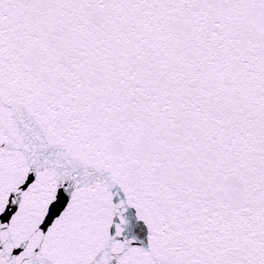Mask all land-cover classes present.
Returning a JSON list of instances; mask_svg holds the SVG:
<instances>
[{
	"label": "snow or ice",
	"instance_id": "1",
	"mask_svg": "<svg viewBox=\"0 0 264 264\" xmlns=\"http://www.w3.org/2000/svg\"><path fill=\"white\" fill-rule=\"evenodd\" d=\"M0 264H264V0H0Z\"/></svg>",
	"mask_w": 264,
	"mask_h": 264
}]
</instances>
